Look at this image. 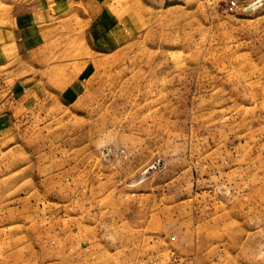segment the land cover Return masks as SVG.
I'll use <instances>...</instances> for the list:
<instances>
[{
  "label": "rangeland",
  "instance_id": "374dc122",
  "mask_svg": "<svg viewBox=\"0 0 264 264\" xmlns=\"http://www.w3.org/2000/svg\"><path fill=\"white\" fill-rule=\"evenodd\" d=\"M55 16L0 97V264H264V0Z\"/></svg>",
  "mask_w": 264,
  "mask_h": 264
},
{
  "label": "crops",
  "instance_id": "0c3cea01",
  "mask_svg": "<svg viewBox=\"0 0 264 264\" xmlns=\"http://www.w3.org/2000/svg\"><path fill=\"white\" fill-rule=\"evenodd\" d=\"M69 1L72 0H0V97L9 80L15 83V88L9 90L10 94L7 92V99L20 105L25 96H31L26 94L29 87L25 85L32 77L28 75L25 79V68L19 62L30 59L36 46L56 37L55 15L58 7ZM14 61L17 64L10 66ZM34 91L37 94V88ZM7 103L0 102V119L8 115L1 112L8 108Z\"/></svg>",
  "mask_w": 264,
  "mask_h": 264
},
{
  "label": "built area",
  "instance_id": "2783aa9c",
  "mask_svg": "<svg viewBox=\"0 0 264 264\" xmlns=\"http://www.w3.org/2000/svg\"><path fill=\"white\" fill-rule=\"evenodd\" d=\"M231 4H233L234 2H230Z\"/></svg>",
  "mask_w": 264,
  "mask_h": 264
}]
</instances>
